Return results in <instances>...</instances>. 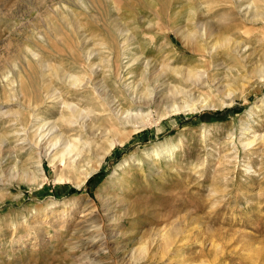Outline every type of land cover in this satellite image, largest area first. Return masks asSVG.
Here are the masks:
<instances>
[{
    "label": "rangeland",
    "instance_id": "374dc122",
    "mask_svg": "<svg viewBox=\"0 0 264 264\" xmlns=\"http://www.w3.org/2000/svg\"><path fill=\"white\" fill-rule=\"evenodd\" d=\"M241 1L0 0V147L13 154L0 164V175H6L0 183V264H174L177 251V260L189 264H264V20L254 19L264 12V1ZM240 7L256 10L245 17ZM193 17L211 20L223 36L241 41L242 49L219 52L226 68L211 71L236 96L193 89L208 100L207 107L167 112L153 104L144 124L135 127L101 111L97 86L129 105L123 83L139 80L144 60L159 66L171 61L174 68L202 64L204 53L180 43L173 30ZM136 57L140 62L132 65ZM90 63L98 64L97 75ZM72 77L81 82L76 85ZM88 77L97 86L87 83ZM47 86L49 93L92 107L97 114L88 119L91 130L117 128L98 138L80 126L65 129L69 139L92 144L89 150L81 145L79 169L69 175L63 164L45 160L44 172L32 166L34 179L27 180L15 167L32 165L33 152L20 150L32 115L59 126L69 116L52 98L44 100ZM168 141L177 147L157 157L154 147ZM112 142L115 147L99 161ZM92 167L99 170L78 187ZM98 194L120 199L133 214L110 223L111 232L117 228L115 242L93 258L85 248L88 233L73 230L87 198L95 199L103 214ZM116 210L112 215L120 217ZM169 233L173 245L162 257Z\"/></svg>",
    "mask_w": 264,
    "mask_h": 264
},
{
    "label": "bare ground",
    "instance_id": "6f19581e",
    "mask_svg": "<svg viewBox=\"0 0 264 264\" xmlns=\"http://www.w3.org/2000/svg\"><path fill=\"white\" fill-rule=\"evenodd\" d=\"M240 2H242V1L240 0ZM251 3H253V2H251ZM244 7H243V9H244ZM240 9L242 12H245L244 13L245 17H248V15L251 13V10H256V8L254 9L253 7H250V9L248 11H244L241 7H240ZM226 16L229 17V15H226ZM251 16H252V14H251ZM218 18H219V16H218ZM254 19L255 20H257V19H260V20L263 19L264 20V12L260 13L259 16L254 15ZM216 23H219V22H216ZM235 26L237 27L236 24H235ZM193 27H195V29L190 30ZM220 29H222V28L221 27L219 28L218 24H215L211 20L203 19L202 17L199 19L193 17L192 19L188 20V23L186 25H181V26L173 29L175 36L177 37L179 42H180V40H184L186 45L187 44L192 45L196 49H198L199 52L204 53V54H201V58L203 61V62H201L202 64L198 65L196 67H193V68H187L185 65L184 66L186 68L183 66L174 68L168 64V63H171V61H168L167 64H163L162 66H159V65H156L151 59L150 60H144V71L142 72L141 76L139 77V80L136 81L135 79H132L128 83H125V84L123 83L124 88L123 87L122 88L124 90H123L122 96L124 97V100H126L127 103H129V105L123 104L119 100L118 97H113L108 92L100 91V89H102V88L99 89V87L97 86V81L93 82L92 79L94 77H91V78L88 77L87 83H94L97 86L96 90L98 91V93L95 94V97L101 106L100 110L107 112V114L110 116V118L114 122L116 121L120 125H124V127H126L125 125H127V126L129 125V127L130 126L135 127V125H137V124H139V125L144 124V121H145L144 118L149 116V113H146L145 111L147 109H149L153 104H155L156 106L166 107V109L168 110L167 112H170V111L171 112H180V111H185V110H192L193 111V110H199L201 108L207 107L209 105L208 100L206 98H203L200 95H197L195 90H193V89H203V88L207 87V88H210L211 90L215 91L217 95H224L223 96L224 98H227V99L234 98L233 96L235 95V91L230 88L231 86L224 83V81L222 79H220L221 77L219 79H213L211 76V71L213 70V73H214L215 68H223L226 66L222 61L218 60V56H219L218 54L221 50L228 49V50L238 51V50L242 49V45H241V43H239L241 41H239V42L233 41L234 39L232 40L230 38L231 36H229V37L223 36L220 33ZM228 29H229V27H228ZM116 30L117 29H115L113 32H115ZM223 31H226V29ZM243 32H245V31H243ZM127 34H130V32L128 31ZM243 35H245V34H243ZM262 37H263V35H262ZM129 38L131 39V37H129ZM86 42H88V40H86ZM102 44H103V42H102ZM114 45H115V43H114ZM120 45H122V44H120ZM175 46L176 45H174V48H175ZM93 49H95V48L93 47ZM95 52H96V50H95ZM85 55H87V54H85ZM92 55L93 54L89 53L87 56L88 59ZM250 57H252V56H250ZM140 59H141L140 57L134 58L132 60V65H138L140 62ZM174 59H176V58L175 57L172 58V61H174ZM240 59L242 61V58H240ZM262 59H263V57H262ZM94 63H95V61H94ZM94 63L93 64L90 63V64H91V70H92L93 74L95 75L98 71L97 67H96L98 64L95 66ZM88 66H89V64H88ZM53 71H54V69H53ZM216 71H217V69L215 70V72ZM169 74H174L175 77L172 78L169 76ZM134 75L131 76V78H133ZM70 76H73V75H70ZM224 78H225V76H224ZM72 79L74 80L75 84L78 82H81L80 81L81 79L79 80L77 77H72ZM174 79H177V81L179 82V85L172 82ZM253 80H254V78H253ZM82 84H80V85H82ZM84 84H86V83H84ZM76 85H78V84H76ZM183 85H187V86H191V87L187 88ZM50 88H52V87L47 86V93H42L44 95V100L48 99V98H52L53 102H56V104L61 105L62 113H64V111H65L69 114V116H67L68 118H63L62 120H63V122H65V124L59 126L58 122L56 120L51 121L52 119L47 120V119L41 118L40 116H38L36 114L32 115V117H31L32 121H30V123L26 125L25 136L23 137L22 142H20L23 144V147H21L20 150H26L27 149V150H30V152H33V154H31L29 156V159H30V162L32 163V165H30L29 167H27L28 166L27 165L25 167L24 166L25 164H24V165L20 166V168L15 167V171L18 172L19 176L22 175L26 179L28 178L29 180L34 179V175L32 174V173H34V171L31 170L32 166L35 169H39V170H41V172H44L45 160H48L50 162V164L53 165L54 167L58 166L57 163L63 164V166H64L63 170H67L68 171L67 173H69V175L71 174L70 173L71 171L79 169V167L81 166L80 163L83 160V157L81 158V156H82L81 155V149H82L81 145H83V147L88 148V150H89V149H92V146H91L92 144L90 145V143L85 142V140L83 141L82 137L81 138H74V139L72 138L73 140L69 139V137H68L69 135L66 137L65 129L73 128V127L75 128L77 126H80L85 131L92 132V135H94L98 138V137H102L104 135H108L109 133L114 132L115 128H117L114 124L111 128H105L103 130L102 129L91 130L90 124H92V122L89 121V122H91L89 124L88 119L90 118V116L92 114H97V113H95V110L92 107H91V109L88 108L89 110L85 109L86 107L85 108L81 107L80 104L78 105L77 103H75L73 101L65 99L60 93H58V94L55 92L49 93ZM93 89H94V87H93ZM52 91H54V90H52ZM240 92L238 91V93H240ZM221 102H223V101H221ZM95 103H97V102L95 101ZM261 105H263V104H261ZM96 106H98V104ZM227 106H229V105L227 104ZM98 118H100V117H98ZM128 134H129V132L126 135H128ZM130 135H131V133H130ZM255 138H257V137H255ZM168 142L160 143L154 147L153 152L157 155V157L160 156L161 153L170 152L175 148L176 145H174L170 142L168 143ZM250 143L252 144V142H250ZM113 144L114 143L112 142L110 148L105 149V153L103 155H101V157L99 158V161H101L100 159L103 160L106 157V155L112 151V149L115 147V145H113ZM17 146H19V145H17ZM4 153H5V155H4ZM3 156H5L6 158L9 159L10 156H13L12 151L11 152L7 151V153H6L4 147L3 146L0 147V164H1V166H4V163H5V161L3 160ZM128 162L129 161H126L125 163H128ZM121 168L124 169L125 166L124 167L122 166ZM98 170H99L98 168H94V167H92V169L90 171L86 170L84 173V177H85L84 180L77 183L78 187H81L82 184H86L89 177H91L92 174ZM8 171H10V170H8ZM64 175L65 174H63L59 177L57 176L58 177L57 181H59V180L62 181ZM72 175H73V173H72ZM5 176L3 175V173H2V175H0V183H3V184L5 183ZM7 176H8V174H7ZM10 176H12V175H10ZM97 197H99V200L102 202L103 214L101 213L100 208L98 206V203H96L95 199H92L90 197L87 198L86 204L88 206H83V208L87 207V210L84 212V214L79 215V217H80L79 221L77 222L76 227L73 230L74 234L83 235L85 233H88L87 237L88 236L89 237L86 240L87 243H86L85 248H88L90 250L88 252V255L92 256L93 258H98L101 255L102 250L104 248L105 249L110 248V244L113 245L115 242V236H116L115 231L117 228H114L113 231L111 232L110 226H109L110 223H115V222L119 221L121 218L124 219V218L128 217L129 215L133 214V211H132L130 205H125L123 203V201H121L120 199H116L115 197L104 198V197L100 196L99 194ZM116 208L120 212V217L112 215V212L115 211ZM118 218H120V219H118ZM106 219L108 220V223L106 222ZM82 223L88 224V227L84 231H82V229H81ZM83 226H85V225H83ZM115 226H117V225H115ZM173 237H174V234L169 233L166 236V238H164L163 245L161 247H163V249H165L166 252H163L162 257H164L165 254H168V252H169L168 248H170L173 245V242H171V240H172L171 238H173ZM104 239H106V241H105L106 245L105 246L101 245L100 243H99L100 244L99 246H95L98 244V242H101ZM102 243L104 244V241ZM111 248L114 249V247H111ZM144 250H146V249H144ZM144 252L145 253H143V254H147L146 251H144ZM179 254L180 253H178V251H177L176 255L173 257V263L174 264H189V263H187V260L186 261H182L180 259L177 260L176 257H178ZM192 262H193V260H192Z\"/></svg>",
    "mask_w": 264,
    "mask_h": 264
},
{
    "label": "trees",
    "instance_id": "16d2710c",
    "mask_svg": "<svg viewBox=\"0 0 264 264\" xmlns=\"http://www.w3.org/2000/svg\"><path fill=\"white\" fill-rule=\"evenodd\" d=\"M215 117H218V115H216Z\"/></svg>",
    "mask_w": 264,
    "mask_h": 264
}]
</instances>
